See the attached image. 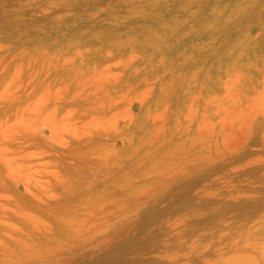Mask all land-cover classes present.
<instances>
[{
	"label": "rangeland",
	"instance_id": "374dc122",
	"mask_svg": "<svg viewBox=\"0 0 264 264\" xmlns=\"http://www.w3.org/2000/svg\"><path fill=\"white\" fill-rule=\"evenodd\" d=\"M0 264H264V0H0Z\"/></svg>",
	"mask_w": 264,
	"mask_h": 264
}]
</instances>
